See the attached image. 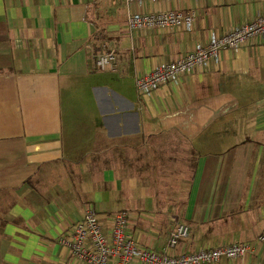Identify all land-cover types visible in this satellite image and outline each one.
Returning <instances> with one entry per match:
<instances>
[{
  "label": "crops",
  "instance_id": "1",
  "mask_svg": "<svg viewBox=\"0 0 264 264\" xmlns=\"http://www.w3.org/2000/svg\"><path fill=\"white\" fill-rule=\"evenodd\" d=\"M194 11L130 30L132 13ZM264 15V0H0V264H82L58 238L88 207L119 210L171 254L239 241L264 264V34L148 96L135 79ZM106 45L114 69L94 57Z\"/></svg>",
  "mask_w": 264,
  "mask_h": 264
},
{
  "label": "built area",
  "instance_id": "2",
  "mask_svg": "<svg viewBox=\"0 0 264 264\" xmlns=\"http://www.w3.org/2000/svg\"><path fill=\"white\" fill-rule=\"evenodd\" d=\"M125 1L131 3L145 0ZM194 19V11L161 10L132 13L127 17V27L130 30L161 27L189 29ZM263 34L264 15L244 22L222 35L213 34L206 44L198 43L194 49L138 75L134 82L135 89L139 95L148 96L162 85L177 81L181 75L193 71L196 67L205 66L210 62L216 63L221 50H236L248 40ZM94 63L99 71L114 69V50L103 45L95 55ZM129 220V211L119 210L106 225L97 211L88 207L72 225L71 230L58 238V242L82 264H211L222 258H243L255 249L254 244L249 242L233 241L215 247L171 254L168 250L189 236V226L186 223L177 224L167 236L165 249L158 251L138 243L128 230ZM258 241L264 244V234L258 237Z\"/></svg>",
  "mask_w": 264,
  "mask_h": 264
},
{
  "label": "trees",
  "instance_id": "3",
  "mask_svg": "<svg viewBox=\"0 0 264 264\" xmlns=\"http://www.w3.org/2000/svg\"><path fill=\"white\" fill-rule=\"evenodd\" d=\"M184 240H186V239H184ZM184 240L179 241V243L182 242V241H184ZM179 243H178V244H179Z\"/></svg>",
  "mask_w": 264,
  "mask_h": 264
},
{
  "label": "rangeland",
  "instance_id": "4",
  "mask_svg": "<svg viewBox=\"0 0 264 264\" xmlns=\"http://www.w3.org/2000/svg\"><path fill=\"white\" fill-rule=\"evenodd\" d=\"M100 51V50H99Z\"/></svg>",
  "mask_w": 264,
  "mask_h": 264
}]
</instances>
